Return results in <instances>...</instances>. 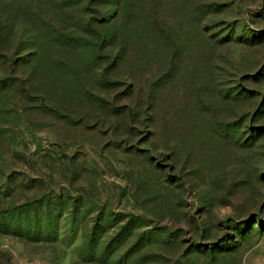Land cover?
<instances>
[{
	"label": "rangeland",
	"instance_id": "374dc122",
	"mask_svg": "<svg viewBox=\"0 0 264 264\" xmlns=\"http://www.w3.org/2000/svg\"><path fill=\"white\" fill-rule=\"evenodd\" d=\"M0 264H264V0H0Z\"/></svg>",
	"mask_w": 264,
	"mask_h": 264
},
{
	"label": "trees",
	"instance_id": "16d2710c",
	"mask_svg": "<svg viewBox=\"0 0 264 264\" xmlns=\"http://www.w3.org/2000/svg\"><path fill=\"white\" fill-rule=\"evenodd\" d=\"M54 202L49 201L48 198L44 204L42 202H38L36 205H30L27 203L22 205H13L8 208L6 207L1 210L4 214L3 220L1 221V227L4 228V231L15 230L17 233H22V235L26 236H28V234L37 238L41 235L47 236L49 232L55 230L56 220L61 213V206L57 205H60V203ZM31 213L35 215L33 219L31 218ZM119 238V235L114 237L117 241L121 240L123 237ZM90 240L93 244L91 246L92 248L94 247L93 249L95 250L96 245L94 243L96 239L94 240L93 237H90L89 241Z\"/></svg>",
	"mask_w": 264,
	"mask_h": 264
}]
</instances>
